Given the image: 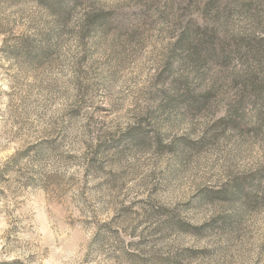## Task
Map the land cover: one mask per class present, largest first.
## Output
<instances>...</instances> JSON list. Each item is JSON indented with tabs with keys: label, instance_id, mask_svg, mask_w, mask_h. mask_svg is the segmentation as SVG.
<instances>
[{
	"label": "rangeland",
	"instance_id": "obj_1",
	"mask_svg": "<svg viewBox=\"0 0 264 264\" xmlns=\"http://www.w3.org/2000/svg\"><path fill=\"white\" fill-rule=\"evenodd\" d=\"M69 7L0 0V264H264V94L229 114L264 0Z\"/></svg>",
	"mask_w": 264,
	"mask_h": 264
},
{
	"label": "trees",
	"instance_id": "obj_2",
	"mask_svg": "<svg viewBox=\"0 0 264 264\" xmlns=\"http://www.w3.org/2000/svg\"><path fill=\"white\" fill-rule=\"evenodd\" d=\"M74 1L76 0H63L62 2L53 0L55 4L57 3V6L61 7L58 9V12L63 17L67 16L68 9H70V2ZM195 32L187 27L183 36L176 41L174 50H178L181 53L179 58L182 64H184V62H190L194 66H204L206 61L208 62L210 58L213 59L215 55L210 47H207V52L202 53ZM245 40V38H242L241 42L243 44L229 52V55L232 54L236 56L245 64V68L236 75L235 81H232L234 86L236 85V91L238 92L236 98L238 99L234 105L231 106V113L229 114L234 115L235 118H237L238 115L239 117L242 116L243 107L247 100H251V104L262 102L264 94V63H262L264 58V37L252 36L246 42ZM242 47L246 48L244 53L239 49ZM223 50L224 49L221 50V54L223 55L221 58L224 60L229 55L226 57L225 55L227 53L224 55ZM203 57L205 59H203ZM207 57L209 58L207 59ZM170 84L174 86V88H172L173 95H170L174 98L173 100L187 102L189 108L192 109H200L204 106L211 93L210 91H206L198 95L195 94L192 88H190L187 77L173 78ZM181 86L184 88V92L179 94L178 87L180 88ZM168 99H170V97H168ZM262 112L264 113V105L262 110L259 109L256 111V114L264 116ZM236 121L235 119V122Z\"/></svg>",
	"mask_w": 264,
	"mask_h": 264
}]
</instances>
